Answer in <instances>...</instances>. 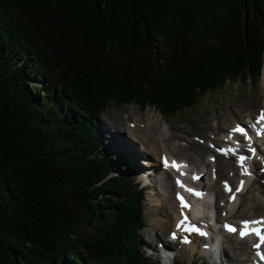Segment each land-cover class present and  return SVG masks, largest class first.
I'll list each match as a JSON object with an SVG mask.
<instances>
[{
    "label": "trees",
    "instance_id": "trees-1",
    "mask_svg": "<svg viewBox=\"0 0 264 264\" xmlns=\"http://www.w3.org/2000/svg\"><path fill=\"white\" fill-rule=\"evenodd\" d=\"M263 71L264 0H0V264H157L97 116Z\"/></svg>",
    "mask_w": 264,
    "mask_h": 264
},
{
    "label": "rangeland",
    "instance_id": "rangeland-1",
    "mask_svg": "<svg viewBox=\"0 0 264 264\" xmlns=\"http://www.w3.org/2000/svg\"><path fill=\"white\" fill-rule=\"evenodd\" d=\"M195 101L191 107L172 115H160L152 106L148 105L141 108L137 105L123 104L121 106L106 107L103 113L97 116L96 126L104 134L108 142V145L106 143L104 146L108 148L109 144H112L115 148H113L112 153L104 149V153L109 158L111 157V161L115 164V171L134 178L135 173L133 174V172L137 170L138 174L135 176L137 179L141 181L149 179L151 182V189L144 192L145 199L142 203L146 222L144 227L138 232L139 244L143 254H149L147 247H144V245H147L148 248L152 246L155 249L154 244L157 242L163 243L164 239L170 238L169 233L172 231L173 214H171V210L175 209L173 204L175 199L171 190L172 182L171 177L167 178L161 174L159 175V171L157 170L158 156L160 157L164 151L163 149H166L167 152L178 158L190 157L201 169L202 163H206L207 160H214L215 155L217 159L222 158L216 154L218 152L215 149L216 146H212L214 141H210L209 145H207V140L210 138H214L217 141L218 138L222 139L223 141H218V144L226 146V149L232 148L227 143V141H231L235 147L242 146L245 152L251 153L248 148L237 141L236 136L232 135L231 131L237 128L235 127L236 120L243 123L244 119L252 117V115L258 112L260 110L259 107H264V71L256 81H250L249 79L229 81L219 89L205 92L202 97L196 98ZM133 122L135 123L134 128L130 125ZM157 127L163 131L166 130L161 138L162 141L157 139V131H159ZM216 127L220 130H217ZM129 130L139 133L138 135L141 136L142 141H145L142 144L144 146L146 143L148 144V150H142L143 145L140 144V140L134 141L128 137ZM222 134H226V136H221ZM115 138H117L119 144H117ZM195 143H199L200 145H196ZM204 148L207 153L201 156ZM157 150L159 152L153 153V151L156 152ZM150 152L152 155H149ZM112 155L118 159L115 160ZM231 157L223 156V159L219 161L225 167L229 164L233 172L230 173L228 172L229 169L225 170L224 168V173L218 172L217 174L228 182L233 183L237 172L238 178H241L242 174L241 170H239L241 167L237 166L236 168L234 164L237 156ZM122 158L129 159L132 162L128 163ZM249 158L253 160L252 162L257 163L258 172H254L251 165L246 167L247 169L251 168L249 169L251 175H249L248 181L252 180V182L250 181L246 185V188L247 186L248 188L238 199L239 203L237 202L235 206L237 208H234V211H238L235 214L236 218H244L246 214L257 215L264 213V170H262L264 169V153L255 152ZM123 161L124 163H122ZM249 162L245 161L243 167L248 165ZM146 163H153L152 166H155V168L146 169L144 166ZM127 164L129 165L126 166ZM149 166L151 167V165ZM134 168L136 170H133ZM196 168L195 165H191L192 171ZM212 171L211 169L210 173ZM228 174H232V176L229 177ZM214 188L218 190L217 184H214ZM251 199L255 200L254 203H249ZM214 214L219 221L216 223L209 221L210 226L220 227L223 220L220 221L219 210L215 209ZM229 236L230 234L224 238L226 243H224V247L221 249L224 254L223 264H245L249 262L247 258H250L251 254L246 252L249 250L247 248L249 246L248 243L247 246L244 241L235 243L233 237ZM192 240L193 246L194 244L195 246L191 249L188 248L191 253L182 247L185 246L182 245L184 243L177 242L173 244L171 242L176 252L173 260L182 264H198L199 262L201 264H210L212 255L200 249L203 245L197 246L198 243L196 241L198 240ZM151 258L157 264H160L159 259H156L154 256H151Z\"/></svg>",
    "mask_w": 264,
    "mask_h": 264
},
{
    "label": "bare ground",
    "instance_id": "bare-ground-1",
    "mask_svg": "<svg viewBox=\"0 0 264 264\" xmlns=\"http://www.w3.org/2000/svg\"><path fill=\"white\" fill-rule=\"evenodd\" d=\"M259 114H261V112L262 111H264V107H259ZM148 122H149V120H148ZM236 123H238L239 122V120H236L235 121ZM134 122H133V127L132 128H134ZM156 125V124H155ZM240 126V125H239ZM158 128V127H157ZM216 129L217 130H220L219 128H217L216 127ZM221 129H223V128H221ZM134 130V129H133ZM128 131V134L131 136V139L132 140H134V141H138V140H140L141 141V143L140 144H142V142L144 143L145 141H142V139H141V136L140 135H138L139 133L137 132V133H135V131ZM157 130H159V131H157V136H158V140L159 141H162L161 140V138H162V136H163V134H164V132L166 131H163L161 128L159 129H157ZM221 133V132H220ZM234 133H235V131H234ZM215 135V134H214ZM233 135V134H232ZM221 136H226V134H222ZM211 137V136H210ZM157 140V141H158ZM115 141L117 142V138H115ZM210 141H214V144H212V146L214 145V146H216V149H217V146H220L219 144H218V141H223L222 139H219L218 138V141L216 140V139H214V138H210L209 140H207V145H209V142ZM129 142V141H128ZM229 143V142H228ZM116 144V143H115ZM117 144H119V142H117ZM181 144V143H180ZM196 145H200L199 143H195ZM143 145V144H142ZM148 144L146 143V145L144 146H142L143 147V149L142 150H148V146H147ZM207 145H204V146H207ZM109 149L111 150V151H113V148L114 147H112V144H109ZM130 146V145H129ZM131 146H133L132 144H131ZM187 146H188V144H187ZM149 147H150V145H149ZM164 147V146H163ZM181 147H183V146H181ZM202 147V146H201ZM117 148V147H116ZM130 148H132V147H130ZM184 148V147H183ZM115 149V148H114ZM128 150H129V148H127ZM160 149V148H159ZM164 151L162 152V154H161V156L159 157L158 155H155V156H158V159H160L161 157H165L166 159H168V163H169V165H171L172 164V162L174 161L175 163L176 162H179V163H182L183 164V162H182V160L185 162V164H186V166H188V167H190L191 168V165H195L197 168L196 169H194L192 172H191V176H192V178L194 179V177H198V179H194L195 181H196V184L200 187V190L199 191H194V192H199V193H201L202 195H200V196H196L195 194V198H196V200L197 201H199V200H201L202 199V201H204V199L206 198V195H207V189H208V191L209 192H211V189L212 190H214V193L215 194H217L218 196H221L222 194L220 193V190L223 188V187H221V185H219L218 184V180L219 179H221L222 177L221 176H219L217 173L219 172V173H224V168H225V170H227V169H229L228 170V172H230V173H232L233 171V169L232 168H230L229 167V164L225 167V165L224 164H222V162H220L219 160H221V159H223V156H221V155H219L220 157H222V158H215V156H214V160H211V161H213V163H209L208 165L209 166H207V163H205V162H203L202 163V168L201 169H199V167H198V164H196L194 161H192L191 160V158L190 157H183V158H178L177 156H175V155H172L171 153H169V152H167L166 151V149H163ZM182 150V149H181ZM210 150V149H209ZM218 150H224V151H222L223 153H224V155H226V151H225V149H223V147L221 148V146L220 147H218ZM238 151H242L241 149H237ZM204 151V152H203ZM202 152V154H201V156L202 155H204V154H206L207 153V151H206V149L204 148V150H203ZM206 151V152H205ZM147 152V151H146ZM157 152H159V150H157L156 152L155 151H153V153H157ZM262 153H264L263 151H261ZM112 153V152H111ZM237 155H239L240 153H236ZM149 155H152L151 154V152L149 153ZM218 155V154H217ZM113 156V155H112ZM227 156V155H226ZM111 158V157H110ZM113 158L116 160V159H118V158H115L114 156H113ZM190 158V159H189ZM124 161H126V162H128V163H130V162H132V161H130L129 159H126V158H122ZM124 161L122 162V163H124ZM198 161H201V160H198ZM147 164H149V163H146L144 166L146 167V169L147 168H151V169H154L155 168V166H152L153 165V163H150L149 165H151V167L149 166V165H147ZM129 164H127L126 166H128ZM155 165V164H154ZM252 166L253 167V170H255V171H257L258 172V169H257V164L256 163H254V162H250V164L248 165V166ZM248 166H244V167H248ZM162 169H164L165 168V166H163L162 165V167H161ZM161 168H159V167H157V170L159 171V175L161 174L162 176H166L167 178H169L170 176L165 172V171H162L161 170ZM167 168H172L171 166H169V167H167ZM236 168H237V166H236ZM135 169V168H134ZM211 169L213 170L211 173H210V171H211ZM136 170V169H135ZM204 170V171H203ZM249 170V169H248ZM137 171V170H136ZM203 171V172H202ZM138 172V171H137ZM136 172V174H138ZM216 172V173H215ZM210 173V174H209ZM144 174V173H143ZM166 174V175H165ZM180 174H181V176L182 177H185L183 174H184V172H180ZM211 174H214L215 175V180L212 182V183H210L209 182V175H211ZM237 174H238V172H237ZM228 176L229 177H231L232 176V174H228ZM237 177V176H236ZM177 179H179V178H177ZM225 179V178H224ZM139 180V179H138ZM226 180V179H225ZM168 181V180H167ZM227 181V180H226ZM144 182H148V183H151L150 182V180L149 179H145L144 180ZM251 182H252V180H251ZM185 183L187 184V180L185 181ZM189 183H190V185L192 186V188H189V189H195V190H197V186L195 185V184H193V183H191L190 181H189ZM226 183H229V186H230V189H232L234 186H233V183L231 182H226ZM214 184H217V187H218V190L217 189H215L214 188ZM204 185H209L208 186V188L207 189H205V187H204ZM171 186H172V191H174V193H173V196L176 194V193H179V192H177V191H175V188H173V185L171 184ZM247 188H248V186H247ZM246 182L244 181V185H243V190L240 192V193H238V195H235V200H233V201H236L237 200V198H240V196H241V194H243L245 191H246ZM227 197H228V194L226 195V201H225V203H226V205H227V207L229 208V210L227 211V212H225V213H222L221 212V207L220 206H216L215 207V209H218L219 210V212H220V221H222L223 220V224H222V226L224 227L226 224H234V223H231V221H230V218H236V213H238V211H234V208H237V207H234L232 204H233V202H230L228 199H227ZM184 199V201L189 205V207H187V208H184L183 210L181 209V205H180V202H176V201H173V204H174V207H175V209H177V210H179V212H180V214H181V211H183V216H186V213H187V211H189L190 210V208L193 206V204H191L186 198H183ZM254 201L255 200H249V203H254ZM256 203V202H255ZM197 204V203H196ZM236 210V209H235ZM255 216H257V215H252V214H246V217H255ZM187 217V216H186ZM183 217H180V218H178L175 222H178V221H180L181 219H182ZM238 218H242V217H238ZM172 219V218H171ZM171 219H170V221H171ZM173 220V219H172ZM188 220V219H187ZM219 220V219H218ZM174 225H175V223H174ZM235 226H236V228L237 229H239L240 228V226L239 225H236V224H234ZM253 227H254V225H252ZM173 230V232H175V233H177V232H180V230H176L175 228H173L172 229ZM205 230H206V232H207V234L209 235L210 234V232H211V228H209V227H206L205 228ZM219 232V231H218ZM219 233H221V232H219ZM193 235H195V233H192ZM230 234V236H232L233 237V239L235 240V243H238L239 241H244V243L246 244V246H247V240H245V239H240V240H237V239H235L238 235H239V232L237 231V232H231V233H229ZM228 232H226V233H223L222 235H219L218 236V243H217V240H215V243H217V245H216V248H215V250H214V253H213V255L211 256V261H210V264H223V257H224V254H223V252L221 251V242H222V238H225V237H227L228 235ZM180 236L179 237H181L182 239L184 238V237H186L184 234H179ZM229 236V237H230ZM249 236V239H250V241H251V243H252V247L251 246H247V248H249V250L248 251H246L247 253H249V254H252V252L253 253H255V249L253 248V244H255L257 241H258V238L255 236V238H253L252 239V236L253 235H248ZM247 239H248V237H246ZM187 239H188V243H184V245L185 246H182L187 252H189V253H191V251L189 250V249H191V248H193L194 246H193V240L192 239H194V240H198L199 241V237L198 236H187ZM162 240V239H161ZM171 241H173V240H171ZM164 242H165V244H164V246H169L170 248H171V242L169 243L167 240H165L164 239ZM175 242V241H174ZM212 242H213V239H210V237H209V240H208V242L207 243H204L203 245H207V244H209V245H211L212 244ZM163 245V244H162ZM189 245H192V246H189ZM188 246V247H187ZM155 249H153V247L151 246V247H149V249L151 250V251H155L156 249H157V246L155 245ZM189 248V249H188ZM206 249V247L205 246H203V247H201V250H204V251H209V250H205ZM260 251L261 252H263V249H262V246H261V249H260ZM251 259L248 257L247 258V261H250ZM247 261H245V262H247ZM244 262V263H245ZM248 263V262H247ZM246 263V264H247Z\"/></svg>",
    "mask_w": 264,
    "mask_h": 264
},
{
    "label": "snow or ice",
    "instance_id": "snow-or-ice-1",
    "mask_svg": "<svg viewBox=\"0 0 264 264\" xmlns=\"http://www.w3.org/2000/svg\"><path fill=\"white\" fill-rule=\"evenodd\" d=\"M261 121H264V111L261 112V115L257 118V123H261ZM261 130L264 131V125H261ZM234 131L237 132H241L243 133L244 130L240 127H237L236 129H234ZM260 134V133H258ZM220 151H224V150H220ZM231 151V150H229ZM250 151L253 152V154L255 153L254 149H250ZM245 157L244 156H240L238 163H240L241 167H242V175H251V173L248 171V169L246 167H243V163L245 161ZM174 167L179 169V167H181V165H177L174 161L172 162L171 165H169L168 161L165 159V167ZM264 170V169H262ZM194 179H198V177H194ZM177 184L180 187H185L183 184L180 183L179 180H177ZM243 185H244V181H240V184L237 186L236 188V192H240L243 189ZM186 191L188 192H192L193 194H195L196 196H200L202 195L199 192H194V190L189 189V188H185ZM225 190L226 191H231V189L227 186V184L225 183ZM177 199L180 201V205H181V209L183 210L184 208L189 207V205L184 201L183 197L180 196L179 193H177ZM235 200V194H233L230 197V201ZM181 216L183 217L180 221H178L176 227L178 230L180 231H196L199 232V229H197L195 226L192 225H188L187 224V217L183 216V211H181ZM254 225V227L252 226ZM226 228L227 231L229 232H239V235L241 238H244L247 235H255L258 238V241L253 244V248L256 250L255 251V255L259 258L260 261H264V252H261V246L264 245V218H261L260 220H253V221H242L241 222V227L239 229L231 226V225H225L224 226ZM201 235H204V233H199ZM173 239H176V233L173 232L171 234ZM188 239L187 237H184L182 240V243H188Z\"/></svg>",
    "mask_w": 264,
    "mask_h": 264
}]
</instances>
